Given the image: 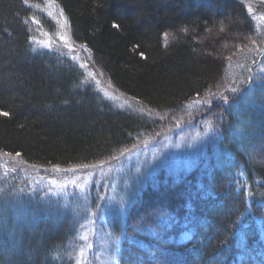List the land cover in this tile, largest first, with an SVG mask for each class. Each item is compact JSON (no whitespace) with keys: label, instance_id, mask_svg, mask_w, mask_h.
<instances>
[{"label":"trees","instance_id":"16d2710c","mask_svg":"<svg viewBox=\"0 0 264 264\" xmlns=\"http://www.w3.org/2000/svg\"><path fill=\"white\" fill-rule=\"evenodd\" d=\"M37 1L0 0V112L9 113L0 115V153L81 167L155 131L158 122L113 109L74 66L32 44ZM49 1L113 90L152 114H175L216 88L228 61L256 41L238 0ZM232 114L221 159L181 179L158 175L112 222L116 264H264V79ZM34 209L8 232L10 249L0 237V264H72L74 227Z\"/></svg>","mask_w":264,"mask_h":264},{"label":"rangeland","instance_id":"374dc122","mask_svg":"<svg viewBox=\"0 0 264 264\" xmlns=\"http://www.w3.org/2000/svg\"><path fill=\"white\" fill-rule=\"evenodd\" d=\"M238 2L253 22L256 41L228 61L216 88L171 115L152 114L114 91L87 50L72 41L68 23L53 2L38 0L29 5L36 16L32 23L35 47L47 45L48 51L74 66L83 82L113 109L159 125L116 157L87 166L44 168L0 153V237L5 246L10 249L8 232L24 226L26 212L35 213L36 208L52 223L62 219L74 227L72 264H116L117 246L108 229L114 220L123 221L139 191L158 175L181 179L196 168L206 171L212 158L221 159L222 129L229 126L237 102L264 79V0ZM43 22L50 28L41 26ZM6 219L13 223L10 228Z\"/></svg>","mask_w":264,"mask_h":264},{"label":"snow or ice","instance_id":"6c2138e0","mask_svg":"<svg viewBox=\"0 0 264 264\" xmlns=\"http://www.w3.org/2000/svg\"><path fill=\"white\" fill-rule=\"evenodd\" d=\"M114 27H119V25H113ZM45 46H47V45H45ZM82 67L84 66V65H81ZM0 115H3V116H5V117H7V116H9V113L8 112H0ZM17 155H20L19 153H17Z\"/></svg>","mask_w":264,"mask_h":264}]
</instances>
